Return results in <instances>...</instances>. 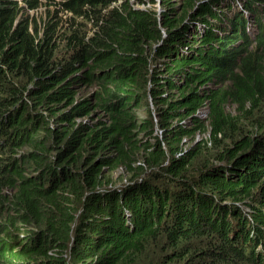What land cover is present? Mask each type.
<instances>
[{"label": "trees", "instance_id": "1", "mask_svg": "<svg viewBox=\"0 0 264 264\" xmlns=\"http://www.w3.org/2000/svg\"><path fill=\"white\" fill-rule=\"evenodd\" d=\"M147 1L0 0V264H264V0Z\"/></svg>", "mask_w": 264, "mask_h": 264}, {"label": "rangeland", "instance_id": "2", "mask_svg": "<svg viewBox=\"0 0 264 264\" xmlns=\"http://www.w3.org/2000/svg\"><path fill=\"white\" fill-rule=\"evenodd\" d=\"M134 1V0H133ZM225 1V0H224ZM138 4V3H136ZM145 4V6H153V7H156V9L159 11V13H162V1L160 2L159 0H154L153 3L150 2V0H148L146 3H141V5ZM139 5V4H138ZM52 9H55V7H51V6H44V3L43 5L37 9L36 12H26V13H23L25 14L26 17H33L35 18L36 17V21L38 24H41L43 23V20L46 19L47 17V11H50L52 12L53 10ZM164 30H163V34H164ZM153 47V46H152ZM151 47V49L148 51V52H153V48ZM156 47V46H155ZM146 52V53H148ZM158 62H161L160 60H158ZM154 66H160V63H157L155 62V56L153 55L152 57V61H151V68H153ZM95 88H96V85H95V80L94 78H91V79H86L84 77L81 78V80L74 86V89L78 92V94L80 95H84V96H89L91 95L94 91H95ZM152 107H154L153 104H151ZM227 109L231 112H234V105L232 104H227ZM140 115H143L142 113H139L138 116ZM199 117L202 118V119H205L207 117V111L206 109H202L201 111H199ZM100 119H103V115L97 117V119L94 120V123L97 122L98 123V120ZM78 122H84V123H88V117L86 116H81L78 118ZM241 126H247L248 128L249 127V123L246 122V123H243ZM157 132L158 135H160V131L159 129L156 127V131L153 133L155 134ZM250 132H253V130H251ZM162 138H163V135L161 133L160 135ZM207 139V134L204 133V134H200V133H195L192 137L190 138H183L182 140V145L183 147L185 148H188L190 146H194L195 143H199V142H202V140H206ZM224 146V145H223ZM28 149V147H25V148H22L21 149V152L20 153H24L26 150ZM209 148H206V149H202V153L201 155L199 156L201 161L202 160H206L207 162H216V160H212L210 158H203L204 155H207V156H210V153H207L205 154V152L208 150ZM18 155V154H17ZM137 164H142L143 165V162L142 160H138L136 162ZM119 173H120V170H117L115 172H113L110 176H109V182L110 184H116L118 186H121V181L119 179ZM126 177L128 175H125ZM262 179H264L263 176H261ZM4 193L6 195H9L11 193V190L9 188H5L4 189ZM237 201V200H236ZM245 202H248V200H245ZM243 208H249L247 203H243L242 204ZM251 234H255V232H252ZM260 250V249H259Z\"/></svg>", "mask_w": 264, "mask_h": 264}, {"label": "clouds", "instance_id": "3", "mask_svg": "<svg viewBox=\"0 0 264 264\" xmlns=\"http://www.w3.org/2000/svg\"><path fill=\"white\" fill-rule=\"evenodd\" d=\"M132 2H135V0L133 1V0H131ZM138 5V4H137ZM138 6H140V7H142L143 5H141V3L138 5ZM149 100H151V99H149ZM199 111H201V110H199ZM199 111H197L196 113H197V115L199 114ZM199 116V115H198ZM240 206H242V204H240ZM250 209L249 208H243V206H242V212H243V214L244 213H246V211H249Z\"/></svg>", "mask_w": 264, "mask_h": 264}]
</instances>
